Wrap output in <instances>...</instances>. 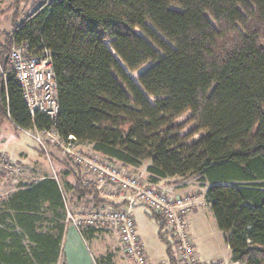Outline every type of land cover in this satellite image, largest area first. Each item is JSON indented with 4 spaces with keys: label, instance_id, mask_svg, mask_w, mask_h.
Wrapping results in <instances>:
<instances>
[{
    "label": "trees",
    "instance_id": "1",
    "mask_svg": "<svg viewBox=\"0 0 264 264\" xmlns=\"http://www.w3.org/2000/svg\"><path fill=\"white\" fill-rule=\"evenodd\" d=\"M26 1L10 7L12 31L0 42V139L6 122L17 130L53 125L40 113L33 119L14 74L2 75L14 46L28 45L35 57L48 51L62 139L74 136L125 169L150 161L154 186L195 177L232 262L264 264V0H34L18 23ZM69 164L78 170L68 172L72 198L95 209L127 205L109 204ZM63 194L61 182L46 177L8 198L0 264L57 260ZM97 230L81 233L88 240Z\"/></svg>",
    "mask_w": 264,
    "mask_h": 264
},
{
    "label": "built area",
    "instance_id": "2",
    "mask_svg": "<svg viewBox=\"0 0 264 264\" xmlns=\"http://www.w3.org/2000/svg\"><path fill=\"white\" fill-rule=\"evenodd\" d=\"M8 62V70H3L2 75L6 78L8 73L14 74L33 119L40 113L53 122L49 128L39 129L35 125L22 131L30 135L47 156L52 148L60 149L69 163L84 170L88 184L98 189L105 198L121 199L129 208L145 207L151 215L160 219L162 225H168L173 234L176 264H208L197 257L189 232L188 219L197 203V195L170 196L148 181L127 172L119 163L109 162L90 149L84 150L74 136L62 139L56 128L60 113L58 84L48 51L41 57H35L28 54V45L14 46ZM7 158L3 155L1 160L8 173L23 172L20 165ZM54 179L59 181L57 174ZM114 188L118 189V194ZM66 221L80 232L89 228L116 230L124 254L132 264H151L137 234L135 218L128 210L93 208L83 215L68 210Z\"/></svg>",
    "mask_w": 264,
    "mask_h": 264
},
{
    "label": "rangeland",
    "instance_id": "3",
    "mask_svg": "<svg viewBox=\"0 0 264 264\" xmlns=\"http://www.w3.org/2000/svg\"><path fill=\"white\" fill-rule=\"evenodd\" d=\"M15 1L16 0H0V40L2 38L1 36H4V34L12 30L11 23L15 11H10V7ZM33 4L34 0H29L21 4L18 23L32 12L34 9ZM4 137H12L10 140L11 143H4L2 140L5 139ZM27 145L29 148V155L28 158L23 159L16 153V150L21 147L25 148ZM84 150H87V148L84 147ZM7 154L9 156L11 155L12 159ZM3 155H7L6 157H9V159L21 164L23 172H20V174L8 173L3 168V160H1ZM20 160L21 162H18ZM148 165H150V161L145 162L144 166L136 172L128 169H126V171L131 174L136 173V175L134 174L136 177L147 181L145 170ZM70 171L75 172V174L78 172V170L71 167L60 149H51L47 156L30 135L22 130H17L9 123L4 124L2 137L0 139V215L1 211L6 208L4 203L16 189L33 184L37 178L45 176L55 177V174H57L58 180L63 187L64 199L67 204L66 213L69 210L76 215H83L93 210V204L89 201L72 198V194L68 191L63 177L65 173ZM82 174L87 178L85 172ZM69 179L72 181L71 177H69ZM191 181H193L192 184ZM165 186L166 185H162L160 188L162 190H167ZM189 188L191 189L190 193H197V203L194 206L197 212L196 214H191L188 219L189 232L192 236L196 253L199 254L200 259L204 262L211 263L212 260H222L224 264H234L230 257L231 251L227 245L226 237L217 225L211 204L206 201L207 187L202 188V186L198 184L197 179L192 177ZM114 191L118 194L117 188H114ZM119 201L122 202L121 199ZM102 209L120 210L114 209L111 206H106ZM132 213L137 225V234L141 238L140 241L144 245L146 253L153 258L159 259L161 253L163 255L164 253L166 254L167 249V243L160 237V220H158L156 216L151 215L148 210L145 212L142 209H138L134 212L132 211ZM65 225L70 226L71 224L67 223L65 220ZM166 238L174 251L171 234L169 233ZM65 239L63 247H61L59 251V264H66L67 259L70 261L72 260L71 250L74 249V246L70 242V234L66 235ZM119 239V235L114 229L97 230L88 238L87 241H89V244L86 241L87 246L85 247L84 245V250L78 248L79 252L77 254H74L75 252L73 253L72 256L74 261H78V264H97L99 260L102 261V263L107 261L111 264L113 258L115 260L118 256L122 258V260H127L124 250L119 243Z\"/></svg>",
    "mask_w": 264,
    "mask_h": 264
},
{
    "label": "crops",
    "instance_id": "4",
    "mask_svg": "<svg viewBox=\"0 0 264 264\" xmlns=\"http://www.w3.org/2000/svg\"><path fill=\"white\" fill-rule=\"evenodd\" d=\"M12 31V30H11ZM11 31H9L8 33H10ZM2 38H1V40H0V42H3V36H1ZM7 123H9V122H6L5 124H7ZM10 124V123H9ZM11 125V124H10ZM13 126V125H12ZM2 129H3V127H2ZM5 139H2L3 140V142L4 143H11V138L12 137H4ZM3 143V144H4ZM28 145L24 148H20V149H17L16 150V153L20 156V157H22L23 159H26V158H28ZM8 155V154H7ZM7 155H5V156H7ZM13 155V154H12ZM9 156V155H8ZM11 159H12V157H11V155L9 156ZM8 157V158H9ZM10 159V160H11ZM21 159V158H20ZM66 159V158H65ZM67 160V159H66ZM11 162H13V163H15V164H17V165H20L21 166V164H19V163H17V162H15V161H13V160H11ZM18 162H21V160L20 161H18ZM69 163V162H68ZM62 165V164H61ZM140 168H142V167H140ZM140 168H136V167H128V168H126V169H128V170H130V171H134V172H136L137 170H140ZM145 172H146V170H145ZM135 175H136V173H134ZM146 174V179H147V181H148V177H149V175H148V173L146 172L145 173ZM46 177H51V176H45V177H42V178H37L36 180H35V182L34 183H37V182H39V181H41V180H43V179H45ZM64 181H65V184L66 183H70L71 184V186L72 185H74V182H75V180H74V173H72L71 175H69L68 176V173H65L64 174ZM69 177H71L72 178V181H70V179H69ZM54 178V177H53ZM191 178L192 177H186V178H180V177H175V178H171V179H166V180H160L156 185H155V187H157L158 189H160V190H162L160 187L162 186V185H166L165 187H166V189L167 190H162V191H164L165 193H167V194H169L170 196H181V195H185V194H190V191H191V189L189 188L190 187V180H191ZM60 182V181H59ZM192 182L193 181H191V184H192ZM199 184V183H198ZM24 187H21V188H18V189H16V191L14 192V193H16L17 191H19V190H21V189H23ZM202 188H206V187H203L202 186ZM207 189V188H206ZM62 191H63V187H62ZM68 191L70 192V191H72V190H69L68 189ZM13 193V194H14ZM12 194V195H13ZM192 194H197V193H192ZM11 195V196H12ZM63 196H64V194H63ZM102 199H104V200H106L109 204H118V203H120V201L118 200V199H114V198H105L104 196H102L101 197ZM65 205H67L66 204V201H65ZM67 208V207H66ZM121 209H128L129 210V212L133 215V213H132V211L134 212V211H136V210H138V209H142V210H144L145 212L147 211L146 210V208L144 207H142V206H136V207H134V208H129L128 207V205H126L124 208H121ZM197 209H194L193 210V212L191 213V214H196V211ZM134 216V215H133ZM135 218V217H134ZM158 220H160V219H158ZM64 224H65V222H64ZM161 223H160V227H161ZM163 231H161V228H160V237H161V239L163 240V235L165 234L166 236L170 233L171 234V237H172V239H173V234L170 232V230H169V226L168 225H163ZM138 231V230H137ZM70 234V242H71V244L74 246V249L73 250H71V254L73 255V253L74 254H77L78 252H79V250H78V248H82L83 250H84V245H85V247L87 246V242H88V244H89V241H87V240H85V238L83 237V235H82V233L76 228V227H74L73 225H70V226H66L65 225V231H64V234H63V239H62V241H61V244H60V249H61V247H63V244H64V239H65V236L66 235H69ZM140 238V237H139ZM141 239V238H140ZM87 241V242H86ZM65 242H66V239H65ZM119 243H120V239H119ZM173 243H174V241H173ZM120 245H121V243H120ZM121 247H122V245H121ZM60 251V250H59ZM92 251V250H91ZM196 252V251H195ZM93 253V252H92ZM94 254V253H93ZM147 254V257H148V259H149V261H150V263L151 264H163V263H165V262H169V263H171V257H170V255L167 253V249H166V254L164 253V255L161 253V256L159 257V259H157V258H153L151 255H149L148 253H146ZM174 254V257H175V252L173 253ZM71 255V261L70 260H68L67 259V263L66 264H78L79 262L78 261H74V258H73V256ZM196 255H197V257L200 259V257H199V254L198 253H196ZM58 257H59V255H58ZM230 257H231V255H230ZM70 258V257H69ZM176 258V257H175ZM60 259V258H59ZM58 258H57V260L55 261V262H53L52 264H57L58 263V260H59ZM201 260V259H200ZM202 261V260H201ZM202 262H204V261H202ZM204 263H208V262H204ZM221 263H223L222 262V260H212L211 261V263H208V264H221ZM59 264V263H58ZM62 264V263H61ZM111 264H132L128 259L127 260H122V258H120L119 256L118 257H116L115 258V260H114V258H113V261H112V263ZM235 264V263H234Z\"/></svg>",
    "mask_w": 264,
    "mask_h": 264
},
{
    "label": "water",
    "instance_id": "5",
    "mask_svg": "<svg viewBox=\"0 0 264 264\" xmlns=\"http://www.w3.org/2000/svg\"><path fill=\"white\" fill-rule=\"evenodd\" d=\"M6 61H8V57H7Z\"/></svg>",
    "mask_w": 264,
    "mask_h": 264
}]
</instances>
